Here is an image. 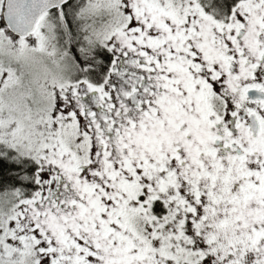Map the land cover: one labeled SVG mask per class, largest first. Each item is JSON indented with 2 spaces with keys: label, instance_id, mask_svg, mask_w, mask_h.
Returning a JSON list of instances; mask_svg holds the SVG:
<instances>
[{
  "label": "snow or ice",
  "instance_id": "snow-or-ice-1",
  "mask_svg": "<svg viewBox=\"0 0 264 264\" xmlns=\"http://www.w3.org/2000/svg\"><path fill=\"white\" fill-rule=\"evenodd\" d=\"M0 264H264V0H0Z\"/></svg>",
  "mask_w": 264,
  "mask_h": 264
}]
</instances>
